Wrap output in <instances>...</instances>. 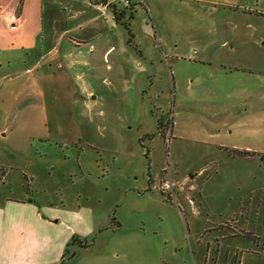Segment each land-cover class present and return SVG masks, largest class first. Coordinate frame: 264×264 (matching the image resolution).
Segmentation results:
<instances>
[{"label":"rangeland","instance_id":"obj_1","mask_svg":"<svg viewBox=\"0 0 264 264\" xmlns=\"http://www.w3.org/2000/svg\"><path fill=\"white\" fill-rule=\"evenodd\" d=\"M142 2L126 9L133 46L110 7L44 0L35 39L1 52L40 63L45 101L8 129L0 117V168L88 193L103 228L75 246L96 264H264V249L245 252L264 246V0ZM69 47L85 60L71 70ZM245 229L261 243L227 236Z\"/></svg>","mask_w":264,"mask_h":264},{"label":"crops","instance_id":"obj_2","mask_svg":"<svg viewBox=\"0 0 264 264\" xmlns=\"http://www.w3.org/2000/svg\"><path fill=\"white\" fill-rule=\"evenodd\" d=\"M141 4H143L142 0ZM103 7L108 8L109 6L103 5ZM96 8H100V5H97ZM44 9V0H5L2 4L0 3V29L13 34L4 35L2 38L0 33L1 128L6 129V124L10 120L16 125L18 124L17 119L27 118L24 117L26 113L23 110L32 108L28 103L32 105L44 104L43 79L42 75L38 73L40 63L27 64L25 57L21 65H13L9 56L4 57L5 62L1 58L3 50L10 49L9 51L18 52L24 48L26 39H35L38 29L42 28L38 27V17L41 16L40 20L43 21ZM260 13L264 14V11H260ZM29 24L33 30L28 33L30 36L26 38L25 33L21 30L23 31ZM70 42L75 46L81 44L80 41L72 40ZM69 49V53L64 56L65 62L59 66L71 70L77 65H81V62H85V60L82 59V49H79L77 53L73 48L69 47ZM53 53L55 50L51 48L49 54ZM75 54H79L81 59L75 58ZM67 74L68 77H71L68 70ZM39 108L43 113L42 105ZM150 112H152L151 109ZM30 113L36 114L32 111L27 115L29 116ZM145 113L144 109L142 115ZM13 128L15 127L10 126L9 130ZM23 130L29 131V128L26 126ZM144 135L138 139H143ZM88 145L92 146V144ZM146 154L148 155L149 151ZM150 168L149 162L145 178L146 187L142 189L141 194L150 192L149 190L153 188L156 180ZM30 171L31 173L22 170L19 165L0 168V184L9 187L10 190V193L7 192L0 197V264H96L94 258L91 259L88 256L85 248L77 249L72 240L73 237L84 240L89 232L103 228L93 222V208L89 203L88 193H80L79 199L74 202L67 197L60 181H57L56 178L40 180L35 169ZM157 180L160 185V180L158 178ZM159 193L162 201H170L160 190ZM81 195L85 196L86 201L80 200ZM115 222L119 227L120 222L118 220ZM103 226L105 227V225ZM242 231L244 233H240ZM246 232V229L245 231L234 230L227 236L248 235L253 237L255 246L261 243V240H256L255 235ZM67 248L69 253L66 251ZM263 249L262 243L260 251L257 247L248 246L245 252L259 255ZM243 252L244 250H242Z\"/></svg>","mask_w":264,"mask_h":264},{"label":"trees","instance_id":"obj_3","mask_svg":"<svg viewBox=\"0 0 264 264\" xmlns=\"http://www.w3.org/2000/svg\"><path fill=\"white\" fill-rule=\"evenodd\" d=\"M93 2L97 3V4L101 3V4L105 5L104 0H93ZM140 4L141 3H132L131 4V6L129 8L130 9V12H129L130 17L133 16V12L136 10V7L134 8V6H137V5H140ZM110 7L112 8L113 18L116 21V23L122 24L126 28V30L128 32V35H129L128 40H127L128 44H131V45L135 46L133 44V42H132L133 33L131 32V29H130V23H129V21L125 20L126 10H117L115 7H112V6H110ZM161 193L165 196L166 199L170 200V197L166 193H164L163 191H161ZM72 240H73V243H75L79 247H87V246H89L91 244L90 242L87 241V239L79 240L78 238L73 237ZM66 251H67V253H69L68 248H67Z\"/></svg>","mask_w":264,"mask_h":264},{"label":"built area","instance_id":"obj_4","mask_svg":"<svg viewBox=\"0 0 264 264\" xmlns=\"http://www.w3.org/2000/svg\"><path fill=\"white\" fill-rule=\"evenodd\" d=\"M106 6L115 7L117 10H126L132 3H141V0H104Z\"/></svg>","mask_w":264,"mask_h":264}]
</instances>
